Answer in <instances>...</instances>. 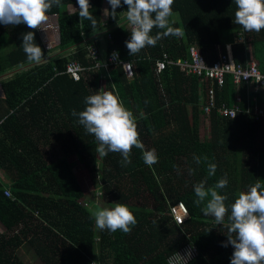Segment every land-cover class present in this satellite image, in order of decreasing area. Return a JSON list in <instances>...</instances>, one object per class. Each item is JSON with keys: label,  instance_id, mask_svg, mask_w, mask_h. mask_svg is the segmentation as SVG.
<instances>
[{"label": "trees", "instance_id": "1", "mask_svg": "<svg viewBox=\"0 0 264 264\" xmlns=\"http://www.w3.org/2000/svg\"><path fill=\"white\" fill-rule=\"evenodd\" d=\"M89 4L95 27L88 20L80 22L77 0H61L51 8L48 16L60 17L62 45L60 53L51 55L35 31V42L45 55L38 65L27 61L21 45L22 34L31 29L25 24H0V76L7 77L2 80L6 97L0 99V119H4L0 223L5 228L0 232V264H26L18 253L25 245L32 246L45 264H170V258L189 245L196 247L197 254L184 264H231L234 248L223 246L227 229L205 216L203 205L193 203V186L205 181L210 187L226 174L228 185L220 191L228 196L225 204L230 206L249 185H264V119L257 122L245 114L230 119L221 114L224 105L236 106L237 87L230 75L223 86L213 83L216 107L206 115L211 80L187 74L176 63L192 62V47L207 60H217L231 46L237 63L247 65L255 59L264 72V29L245 32L236 25L234 0H174L170 24L183 29L184 36L165 37L130 56L125 44L131 38L127 5L121 0L116 17L108 14L106 31L113 44L108 43L107 52L115 49L124 61L135 62L137 74L130 79L119 67L111 72V79L103 84L94 79L89 87L64 74L71 60L90 65L84 52L73 51L83 45L81 33L91 39L105 29V4L111 11L108 0H89ZM70 5L74 9L65 11ZM174 15L179 16L177 21ZM157 31L154 28L151 34ZM239 38L244 41L238 42ZM164 54L175 64L157 76L155 63ZM99 84L133 113L145 150L154 149L158 156L152 167L135 147L126 166L121 165L119 153L99 156L94 136L72 116L73 109H84V98L96 93L93 88ZM257 98L262 105L264 88ZM202 122L208 123L210 138H201ZM194 155H207L216 163L215 175L209 177L206 164L197 165ZM71 156L85 161L83 172L92 176L94 192L102 200L111 207L121 203L130 208L137 220L130 233L95 227L90 209L82 202L88 200L87 187L79 177L82 174L73 170ZM189 169L194 170L191 175ZM6 187L12 196L5 194ZM178 204L189 213L183 225H177L170 214Z\"/></svg>", "mask_w": 264, "mask_h": 264}, {"label": "clouds", "instance_id": "2", "mask_svg": "<svg viewBox=\"0 0 264 264\" xmlns=\"http://www.w3.org/2000/svg\"><path fill=\"white\" fill-rule=\"evenodd\" d=\"M234 2L236 11L233 22L236 25H240L245 32H260L264 29V0ZM77 3L80 22L88 20L92 27H95L97 21L90 12L89 0H77ZM108 3L111 11L105 9V14L116 17V9L121 6V0H108ZM60 4L61 0H0V24H25L31 29L22 34L21 44L28 62L38 65L44 59L43 50L35 42V31H47L43 25L49 19L48 12L54 5ZM123 4L127 5L125 18L127 29H130L131 33V38L125 41L130 56L137 55L146 47L156 46L157 42L165 37L184 36L183 29L170 24L174 0H123ZM154 28L159 31L152 35ZM5 78L7 77L1 78L0 82ZM84 104L83 110L77 112L73 109L71 114L77 117V122L83 126L86 133L94 136L98 142L96 153L99 156L105 157L109 152L119 153L122 157L121 165L126 166L131 163L130 155L135 147L142 151V158L147 166L152 167L158 162L154 149L145 150L133 113L123 105L118 96L102 88L86 96ZM193 160L197 165L206 164L209 177L215 175L217 164L211 162L207 155H194ZM193 171L189 169V174ZM227 185L226 174L210 187L205 186V181L196 183L193 186L196 197L193 203L198 207L203 205L202 213L213 217L215 225H223L227 229L228 240L223 246L231 244L234 248L231 264H264V185L260 182L249 185L247 190L236 195L230 206L225 204L228 196L220 191ZM90 215L95 221V227L101 231L120 230L128 234L137 223L130 208L121 203H116L110 208L96 207L90 210Z\"/></svg>", "mask_w": 264, "mask_h": 264}, {"label": "built area", "instance_id": "3", "mask_svg": "<svg viewBox=\"0 0 264 264\" xmlns=\"http://www.w3.org/2000/svg\"><path fill=\"white\" fill-rule=\"evenodd\" d=\"M48 17V21L43 25L47 31L45 32L43 30H36V32L41 38L45 50L51 55H55L57 53L55 50L60 48L62 45L60 17L58 15H51ZM103 26L105 29L109 26L108 15L104 19ZM128 30L130 31V29ZM81 36L83 38L82 47L73 49V51L77 54L84 52L86 54V58L90 62V65H84L78 60H71L64 74H67L75 81H84L89 87L91 86L94 79H99L100 83L102 81V84L104 80L111 79V72L119 67H122L125 70L128 78L133 79L135 77L138 71L135 62L124 61L120 53L115 49H112L110 53L107 52L108 43L111 45L113 44V37L109 31L104 33V38L106 40L104 50L102 49L101 43L98 39L99 37L87 39L83 32L81 33ZM243 41L244 40L241 38L238 39V42ZM230 48L231 46L228 47L227 55L220 52L219 59L207 60L201 55L197 47H192L190 50L192 62L179 61L176 64H178L187 74H195L199 77H205L211 80L212 85L210 88V94H208L210 98H208L207 106L204 108L206 115H210L212 110L216 107L217 101L213 83L216 81L219 86H223L226 82L227 76L230 75L237 87V94L235 96L236 106L229 108L224 105L221 110V114L224 117H228L230 119H236L238 115L245 114L254 118L255 121L261 122L264 119V107L259 105L257 93L264 88V72H262L258 61L255 59L250 60L249 64L247 65L237 63L232 52H229ZM58 51L60 50L58 49ZM114 53L117 55H114ZM64 57L67 56L64 55L61 58ZM170 64L175 63L169 59L167 54H164L161 60H157L155 63L157 76H160L162 71L165 70ZM54 71L57 72V69L55 68ZM258 78L260 80L257 81ZM95 88L98 92L102 88L104 90V85L102 86L99 84L94 86L93 89ZM5 96L3 84L0 82V98H5ZM3 122L4 120L0 119V127ZM0 179L4 180L1 173ZM5 194L7 196H12L10 187H6ZM170 214L177 225H183L189 218L188 210L183 204H178L172 207ZM38 216L39 215L37 212L36 217ZM2 228L4 230H2ZM0 232H5V228L1 224ZM191 246L192 249H195L197 254L196 247L193 245ZM196 254L194 256H196ZM185 255L187 256L189 253H186ZM186 256H183V258ZM194 256H192L190 259H192Z\"/></svg>", "mask_w": 264, "mask_h": 264}, {"label": "rangeland", "instance_id": "4", "mask_svg": "<svg viewBox=\"0 0 264 264\" xmlns=\"http://www.w3.org/2000/svg\"><path fill=\"white\" fill-rule=\"evenodd\" d=\"M65 11H71L72 9H74V7L72 5H70L67 8H64ZM105 9H107L106 4L104 6V11ZM108 14H105V17H107ZM178 15H174L173 19L175 21L178 20ZM108 29V28H106ZM106 29L101 30V34L98 36L100 38H104V33L106 32ZM243 39V38H241ZM103 42V40H102ZM102 49L104 50V45L102 46ZM55 52L60 53V51H58V49L55 50ZM5 107V106H4ZM200 135L201 138H210L211 137V130L210 127H208V123L202 122L200 125ZM70 163L72 164L73 170L76 171L77 174H82V176H79L82 184L87 187V199L83 200L82 202H85L86 207H88V209L92 210L96 207H111V205H109L105 200H102L100 198V194L94 192L93 186L91 184V180H92V176L89 174H84L83 171H85L86 169V164L85 161H83L82 159H78L77 156H71L69 158ZM80 174V175H81ZM3 175V174H2ZM2 230H4L2 228ZM185 250V251H184ZM182 252L178 253L177 255L173 256L172 258H170V263L171 264H183L186 261H188L192 256H194L196 254L195 249H192V246H187L186 249H184ZM19 257L21 258V260L25 261L26 264H45L36 254L34 248L30 245H25L22 246L19 250ZM186 253H189V255H185ZM183 256H186L185 258H183Z\"/></svg>", "mask_w": 264, "mask_h": 264}, {"label": "crops", "instance_id": "5", "mask_svg": "<svg viewBox=\"0 0 264 264\" xmlns=\"http://www.w3.org/2000/svg\"><path fill=\"white\" fill-rule=\"evenodd\" d=\"M98 39H99V41H100V43H101V46L104 45V47H105V45H106V42H105L106 40H105V38H100V37H99ZM102 40H103V42H102ZM229 52H232V48H230ZM232 54H233V52H232ZM4 77H5V76H4ZM4 77H1V76H0V79H1V78H4ZM260 106H261V107H264V103H262V105H261V103H260ZM0 224H1V223H0Z\"/></svg>", "mask_w": 264, "mask_h": 264}]
</instances>
